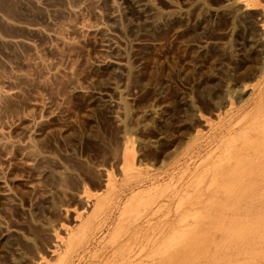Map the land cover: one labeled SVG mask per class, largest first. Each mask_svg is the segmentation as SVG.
<instances>
[{
    "label": "rangeland",
    "instance_id": "obj_1",
    "mask_svg": "<svg viewBox=\"0 0 264 264\" xmlns=\"http://www.w3.org/2000/svg\"><path fill=\"white\" fill-rule=\"evenodd\" d=\"M262 144L264 0H0V264H264Z\"/></svg>",
    "mask_w": 264,
    "mask_h": 264
},
{
    "label": "bare ground",
    "instance_id": "obj_2",
    "mask_svg": "<svg viewBox=\"0 0 264 264\" xmlns=\"http://www.w3.org/2000/svg\"><path fill=\"white\" fill-rule=\"evenodd\" d=\"M127 145H128V144H127ZM262 145H264V144H262ZM128 148H129V145H128ZM129 149H130V148H129ZM131 151H132V150H131ZM263 153H264V151H263ZM131 154H132V156H133V153H130V156H129L130 158L132 157ZM128 155H129V154H127V156H128ZM263 155H264V154H263ZM133 157H134V156H133ZM133 157H132L131 161L133 160ZM125 160H126V159H125ZM128 160H129V159H128ZM128 160H127V161H128ZM130 163H131V162L129 161V163H127L128 165H127V164H125V165L128 167V166H130V165H129ZM133 163H134V161H133ZM137 164H138V163H137ZM131 165H132V164H131ZM133 165H135V163H134ZM126 166H125V167H126ZM221 171H222V170H221ZM259 171H260V170H259ZM243 220H244V219H243ZM241 221H242V220H241ZM246 221L248 222V220H246ZM219 222H220V221H219ZM219 222H217V223H219ZM225 222H226V221H225ZM247 222L244 221L245 224H247ZM226 223H228V222H226ZM241 223H243V221H242ZM221 224H223V223L221 222ZM248 224L251 226L250 222H249ZM224 225H225V224H224ZM224 225H222V226H224ZM253 225L255 226L256 224H253ZM253 225H252V226H253ZM250 226H249V227H250ZM254 226H253V227H254ZM263 226H264V224H263ZM263 226H262V228H263ZM249 227H248V228H249ZM197 228H198V227H197ZM250 228H252V227H250ZM250 228H249L248 230H250ZM242 229H243V228H242ZM242 229H241V230H242ZM253 229H256V230L259 229V231H260V228H258V226L255 227V228H253ZM209 230H210V229H209ZM244 230H245V228H244ZM256 230H254V231L256 232ZM263 230H264V229H263ZM251 231H253V230H251ZM259 231H258V232H259ZM241 232H242V231H241ZM245 232H246V231H245ZM245 232L243 231L241 234H243V233H245ZM258 232H257V233H258ZM261 232H262V231H261ZM252 233H254V232H252ZM262 233H264V232H262ZM247 234H248V232H247ZM247 234H246V235H247ZM249 234H251L250 231H249ZM255 234H256V233H255ZM259 234H260V233H259ZM244 235H245V234H244ZM263 236H264V234H263ZM191 237H192V236H191ZM244 237H245V236H244ZM244 237H243V238H244ZM252 237H253V236H251V238H252ZM254 237L256 238V236H254ZM258 237L260 238V235H259ZM246 238H247V237H246ZM251 238H249V239H251ZM255 238H254V239H255ZM263 238H264V237H263ZM256 239H257V238H256ZM256 239H255V240H256ZM245 240H246V239H245ZM259 240H260V239H259ZM246 241H247V240H246ZM249 241H250V240H249ZM262 241H263V240H262ZM247 242H248V241H247ZM251 242H252V241H251ZM194 244H195V243H194ZM197 244H198V243H197ZM247 244H248V243H247ZM199 245H200V244H199ZM254 245H255V244H254ZM197 248H198V247H197ZM197 248H196V249H197ZM200 248H201V247H200ZM252 248H253V246H252ZM185 249H186V248H185ZM193 251H194V250H193ZM197 251H198V250H197ZM248 252H249V251H248ZM173 253H174V252H173ZM173 253H171V256H172ZM204 253H205V252H204ZM250 253H251V252H250ZM252 254H253V253H252ZM252 254H251V255H252ZM196 255H197V254H196ZM174 257H175V255H174ZM174 257L172 258V259H173V261H172L173 263H174V260H175ZM256 257H257V256H256ZM170 258H171V257H170ZM172 259H169V260H172ZM193 260H194V259H193ZM156 262H158V261H156ZM156 262H155V264H160V263H161L160 261H159L158 263H156ZM170 263H171V261H170ZM170 263H169V264H170ZM173 263H172V264H173ZM166 264H168V260H167V263H166ZM176 264H177V263H176ZM230 264H231V263H230Z\"/></svg>",
    "mask_w": 264,
    "mask_h": 264
}]
</instances>
